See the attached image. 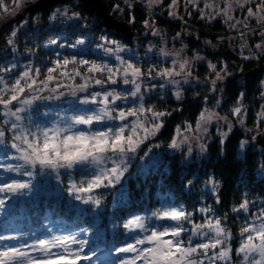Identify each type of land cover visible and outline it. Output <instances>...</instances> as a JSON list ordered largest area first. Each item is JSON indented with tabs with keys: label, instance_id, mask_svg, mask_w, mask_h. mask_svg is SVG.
<instances>
[{
	"label": "snow or ice",
	"instance_id": "1",
	"mask_svg": "<svg viewBox=\"0 0 264 264\" xmlns=\"http://www.w3.org/2000/svg\"><path fill=\"white\" fill-rule=\"evenodd\" d=\"M28 2L0 0V18L15 16ZM82 2L64 0L50 12L55 34L42 45L30 39L31 46L22 52L18 47L21 30L39 23L34 16L12 28L0 46V264H264V192L251 199L244 192L230 207L232 225L238 224L233 232L229 214L217 210L221 182L212 173L201 179L189 169L193 178L180 179L181 191L191 192L197 182L203 191L183 200L158 193L153 203L146 190L142 201H134L126 187L132 176L170 171L169 161L156 151L162 146L166 153H179L185 165L194 153L203 157L210 126L219 156L237 125L256 133L238 141L241 156L264 136V104L254 128H246L250 110L243 103L246 93L239 92L227 115L203 107L193 120L176 125L164 145L158 136L172 112L151 102L164 96L180 102L185 85L195 81L211 93L201 97L205 103L221 105L230 65L214 63L200 48L183 43L192 35L184 30L186 18L222 22L236 33L231 39L242 41L236 49L240 57L251 61L264 56V0L113 3V12L126 14L133 26L135 10L143 5L144 35L159 43L139 47L108 33L94 35L77 10ZM158 14L183 24L171 41L157 26ZM176 41L179 48L168 47ZM204 44L216 47L210 40ZM41 48L49 49L45 57L38 54ZM198 62L207 68L203 81L193 75ZM261 157L257 165L264 177V145ZM41 203L51 210L35 227H23L20 220L29 225L33 220L18 215L17 204L35 209ZM61 204L63 212L54 215Z\"/></svg>",
	"mask_w": 264,
	"mask_h": 264
},
{
	"label": "trees",
	"instance_id": "2",
	"mask_svg": "<svg viewBox=\"0 0 264 264\" xmlns=\"http://www.w3.org/2000/svg\"><path fill=\"white\" fill-rule=\"evenodd\" d=\"M107 4L109 12L117 19L125 20L128 22L127 15L124 13H114L112 8L113 3H118L119 0H104ZM60 1L56 4L49 5L42 10L37 11H22L26 12L29 17H39L38 24H29L26 29H22L20 38L18 40V47L22 52L23 49L29 44V40L32 39L33 43L42 45L49 35H54L52 31L55 27L53 24L48 23V15L52 9L59 5ZM79 2V1H78ZM143 6L140 5L135 10L136 23L132 28L139 33V25L144 19ZM88 20H92L91 26L94 35H100L101 32L108 33L112 38L121 40L124 43L131 41V37L120 35L117 31L108 28L103 24L99 18H97L91 8L82 3L81 7L77 9ZM187 28L184 30L191 31L192 35L187 36V40L192 47L201 45L203 52L209 56V58L216 63L217 61H225L230 67L229 71L232 75L224 81L223 87V102L221 104L222 111L227 112L233 106L235 98L239 92H245L246 98L243 103L248 106L249 112H251L259 103V93L261 91L260 83L264 79V56L259 59L251 61L243 60L237 50H230L225 42L218 37L231 32L232 30L226 27L222 22L217 21L213 23H206L197 20L196 18H186ZM157 25L162 28L168 29L170 32L182 30V22H176L170 20L165 15L156 16ZM129 23V22H128ZM34 29V31H33ZM28 33V35H25ZM38 38V39H34ZM203 39L212 41L215 48H208L202 44ZM251 43H255V38H252ZM47 49L41 48L39 50V56L45 57L48 54ZM6 59L8 55H4ZM242 69V71H241ZM197 74L207 73V68L203 64H198L195 69ZM187 91L182 101L178 102L172 97L164 96L160 100L153 98L152 103H156L157 107L161 110H168L172 112V115L166 117V126L159 134V141L167 144L173 129L176 125L182 124L184 121L193 120L204 106V100L201 98L203 95L208 94V89L203 84L187 86ZM197 93L200 95L198 96ZM175 109H180L176 111ZM244 137V134L239 128H235L233 134L228 141L223 156L218 155V141L216 138L208 142V150L206 154L199 160L190 161L188 165L179 162V153H166L162 146L159 151L165 160L170 163V171L165 174L162 171H154L146 177L132 176L126 181V187L134 201H142L147 194L152 196V202L155 203L157 194H171L173 198H179L183 200L185 197L194 198L199 196L203 191V185L195 183L192 191H181L180 179L184 176L193 178L189 175V169H192L193 175L200 176L201 179H206L205 173H212L216 179L221 182V199L222 203L217 205V210L220 213L229 214L230 226L233 227V232L238 228V224L232 225V215L230 213V207L238 202L242 193H249V198H253L264 192V177H261L258 171L257 161L261 157V151L252 147L250 151L246 152L243 156L239 155L236 151V145L238 141ZM133 171H135L133 169ZM207 199V198H206ZM193 202L195 200L193 199ZM211 203V200H207ZM23 207V212L20 209ZM51 210L50 205L46 207L43 203L39 208H31L29 206L17 204V214L24 217H32L33 223L28 224L27 220H20L19 223L27 228L29 226L35 227V222L39 217H42L47 211ZM55 214L63 212V204L60 208L52 210ZM36 213V215H33Z\"/></svg>",
	"mask_w": 264,
	"mask_h": 264
},
{
	"label": "rangeland",
	"instance_id": "3",
	"mask_svg": "<svg viewBox=\"0 0 264 264\" xmlns=\"http://www.w3.org/2000/svg\"><path fill=\"white\" fill-rule=\"evenodd\" d=\"M31 1H34V0H29V2H31ZM28 2V3H29ZM27 3V4H28ZM62 3H64V2H61L59 5H57V6H55L53 9H55L56 7H59V6H61V4ZM26 4V5H27ZM143 6V5H142ZM52 9V10H53ZM111 10H112V8H111ZM166 16V15H165ZM33 17V16H32ZM167 17V16H166ZM187 18H191V19H193V18H195V17H187ZM24 19H31V17H29L28 16V14L26 13V12H24V11H20L18 14H16L15 16H7V15H5V16H3L2 18H0V46H3L4 45V43H5V37L7 36V34L11 31V29L12 28H14V27H16L22 20H24ZM88 20V19H87ZM198 20V19H197ZM88 23L91 25V23H92V20H88ZM50 24V23H49ZM158 26V25H157ZM139 27V33H137V30L135 29V28H132V31H133V34H132V36H131V42L133 43V45H135V46H137V47H139V46H141V45H147L148 44V42L149 41H152L153 43H159V38H155V37H152V36H147V37H145V35H144V30H143V27H142V23L138 26ZM160 29H161V31H162V33H163V35H164V38L166 39V40H169V41H171V38L173 37V35L176 33V32H178V31H181V30H178V31H175V32H170L168 29H165V28H162L161 26H158ZM185 31H187V30H185ZM187 36H189V35H185L184 37H183V43H186V44H188V46H189V48H200L201 50H202V53L204 54V55H206L207 56V58H208V60H211L210 58H209V56L207 55V54H205L204 52H203V48L201 47V45H198V46H196V47H192L190 44H189V42H188V40H187ZM117 40V39H116ZM205 40H207V39H203V40H201L202 41V44L203 45H205L204 44V41ZM46 41V40H45ZM251 43V42H250ZM212 44H214V43H212ZM176 47V48H179L180 47V42L179 41H176V42H173V43H170L169 45H168V47ZM208 48H212V47H210V46H207ZM48 51H49V49H47ZM66 53L67 52H71V50H68V49H66V50H64ZM4 55H8V53L7 52H5L4 53ZM94 55L95 56H98L99 55V53H94ZM188 55H191V53H188ZM10 58V57H9ZM8 58V59H9ZM212 61V60H211ZM21 62H23V60L21 61ZM213 62V61H212ZM198 64H201V63H197L196 64V66L198 65ZM196 66H195V69H196ZM195 69H194V71H193V75L194 76H196V77H199L200 79H201V81H203L204 79H205V77L207 76V74L208 73H205V74H197V73H195ZM229 71V70H228ZM229 72H231V71H229ZM232 73V72H231ZM263 81H264V79H263ZM201 84H203V83H201ZM193 85H197L196 83H195V81H193V83L191 84V85H185V88L187 87V86H193ZM260 86H261V91H260V93L262 92V91H264V86H262L261 85V83H260ZM221 87L223 88L224 87V82H223V84L221 85ZM260 93H259V103H258V105L251 111V112H249V115H248V118L246 119V123H245V127L246 128H254V122H255V113L259 110V107H260V105L261 104H264V100H261V98H260ZM223 94H224V91L222 92V97H223ZM208 95H211V93H208ZM45 103H49V104H55V102H45ZM247 106V105H246ZM203 107H207V108H209V109H213V110H215V111H219L220 112V114L221 115H227L228 114V112L230 111H227V112H224V111H222L221 109H222V107H221V105H219V106H217V105H215L214 103H212V102H208V103H205V101H204V106ZM248 107V106H247ZM41 111H43V109H41ZM34 119L35 120H37V121H43V117L42 116H35L34 117ZM237 128H239L241 131H242V133L244 134V137L245 136H248V135H251V134H256L255 133V131L253 132V133H251V134H249V133H246L245 131H244V129H242L240 126H236ZM260 128H261V130H264V124H261L260 125ZM209 135H210V139H208V141H207V143L210 141V140H212V139H214V138H216V135H215V129L213 128V127H209ZM262 138H264V136H261ZM254 144H256V146H255V148H257L259 151H261V145L259 144V143H257L256 141H254L253 142ZM157 152H159V151H157ZM160 153V152H159ZM161 154V153H160ZM194 159L193 160H199L200 158H201V156H199L198 154H195L194 153ZM192 160V161H193ZM50 186H54V185H50Z\"/></svg>",
	"mask_w": 264,
	"mask_h": 264
},
{
	"label": "water",
	"instance_id": "4",
	"mask_svg": "<svg viewBox=\"0 0 264 264\" xmlns=\"http://www.w3.org/2000/svg\"><path fill=\"white\" fill-rule=\"evenodd\" d=\"M63 0H34L29 2L24 11H37L42 10L45 7L56 4ZM79 1V0H78ZM82 3L87 4L94 12L95 16L105 24L108 28L117 31L120 35L131 37L133 34L132 24L125 20L115 18L108 10L107 4L104 0H83ZM260 145H264V138L258 136V142Z\"/></svg>",
	"mask_w": 264,
	"mask_h": 264
},
{
	"label": "built area",
	"instance_id": "5",
	"mask_svg": "<svg viewBox=\"0 0 264 264\" xmlns=\"http://www.w3.org/2000/svg\"><path fill=\"white\" fill-rule=\"evenodd\" d=\"M234 36H236V33L234 31H231L219 36L218 38H223V41L230 50H236L238 46L242 43V41L231 39Z\"/></svg>",
	"mask_w": 264,
	"mask_h": 264
}]
</instances>
